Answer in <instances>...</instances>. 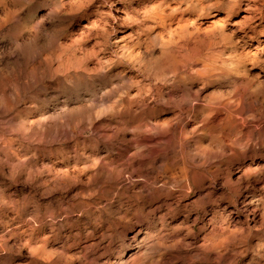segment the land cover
<instances>
[{
	"label": "rangeland",
	"instance_id": "obj_1",
	"mask_svg": "<svg viewBox=\"0 0 264 264\" xmlns=\"http://www.w3.org/2000/svg\"><path fill=\"white\" fill-rule=\"evenodd\" d=\"M0 264H264V0H0Z\"/></svg>",
	"mask_w": 264,
	"mask_h": 264
},
{
	"label": "bare ground",
	"instance_id": "obj_2",
	"mask_svg": "<svg viewBox=\"0 0 264 264\" xmlns=\"http://www.w3.org/2000/svg\"><path fill=\"white\" fill-rule=\"evenodd\" d=\"M191 53H192V51H191ZM184 56V55H183ZM183 58V57H182ZM186 58V57H185ZM184 63H185V61H184ZM189 64V63H188ZM191 65V64H190ZM171 72V71H170ZM186 72V71H185ZM186 73H188V72H186ZM189 75V74H188ZM124 106V105H123ZM179 169V168H178ZM179 173V172H178ZM176 174V173H175ZM182 175V174H181ZM244 197V196H243ZM242 208V207H241ZM247 218V217H246ZM249 221V220H248Z\"/></svg>",
	"mask_w": 264,
	"mask_h": 264
}]
</instances>
